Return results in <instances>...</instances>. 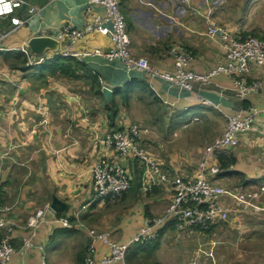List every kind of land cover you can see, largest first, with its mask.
I'll return each instance as SVG.
<instances>
[{
  "label": "crops",
  "instance_id": "0c3cea01",
  "mask_svg": "<svg viewBox=\"0 0 264 264\" xmlns=\"http://www.w3.org/2000/svg\"><path fill=\"white\" fill-rule=\"evenodd\" d=\"M232 1L123 0V12L130 27L131 53L146 57L160 70H173L170 46L180 42L194 52L190 68L197 73L209 72L224 60L225 53L222 44L207 34L208 9H212V19L217 23L232 33L243 34L254 31L248 29V23L230 21L224 11L231 14L244 5L249 16L250 9H259L264 3V0H238L235 5ZM28 7H33L34 11L28 13V8H22L19 13L23 17L28 13V22L13 31H8L9 20L0 19V206H12L11 215L16 221L15 231L10 235L16 250L9 264H84L88 246L93 243L89 229L111 232L115 237L111 235L112 240L126 242L138 232L145 216L166 213L173 195L172 183L148 187L142 179L143 171L137 172L133 165L136 161L129 160L134 179L130 190L117 200L95 199L90 169L102 154L115 156L102 139L129 123L121 118L123 113L117 100L122 95H114L115 91L112 95L111 101L114 99L119 105L112 125L107 98L101 95L102 99H96L99 106H93L88 98L96 96L88 84L78 87L76 81L62 82L64 75L60 73L42 76L36 67L24 71L12 65L9 59L20 52L25 55L21 48L31 38L53 39V47H48L44 53L56 55L68 44L57 39L62 26L68 23L83 26L89 20L86 0H30ZM109 44L108 36L95 34L77 42L75 48L92 49ZM85 62L101 76L103 85L113 90L132 78L145 79L161 103L182 115L192 113L195 121H210V114L205 113L204 108L217 110L228 120L229 114L253 105L259 110L258 122L264 123V66H255L250 74V78L262 81L261 91L242 100L233 89L232 78L226 74L214 76L206 84L194 82L193 91L189 92L138 71H127L119 60L90 56ZM14 89L20 96L16 97ZM44 117L47 119L43 123ZM185 124L184 121L182 127ZM259 137L255 132L242 134L238 146L222 151L234 157L235 163L226 173L218 174L217 183L231 189L261 186L264 150ZM200 145L189 146L182 158L172 155L174 152L171 154L169 149L157 150L169 178L195 171L204 150ZM54 198L63 202L66 209L55 211L51 206ZM108 202L123 205L120 209L102 212ZM260 202L264 205V194ZM227 203L232 210L231 218L250 211L234 199L227 198ZM48 206L53 209L49 217L69 216L80 223L75 228L43 223L34 238L35 246L24 248L23 240L30 235L29 218ZM76 211H80L79 219L75 217ZM221 224L224 223L212 230ZM180 227L167 220L162 239L165 240L171 230H181ZM194 229L197 231L193 233H202ZM4 236L5 230H0V240ZM163 244L161 240L159 248ZM95 246L98 257L108 252V246L101 240L95 241Z\"/></svg>",
  "mask_w": 264,
  "mask_h": 264
},
{
  "label": "built area",
  "instance_id": "2783aa9c",
  "mask_svg": "<svg viewBox=\"0 0 264 264\" xmlns=\"http://www.w3.org/2000/svg\"><path fill=\"white\" fill-rule=\"evenodd\" d=\"M122 1L86 0V14L89 20L83 26L70 23L62 26L58 31L57 39L65 40L68 44L56 55L73 56L83 62L90 56L119 60L127 71H138L144 76L168 82L189 92L193 91L194 82L206 84L219 74H226L232 78L233 89L242 100L261 91L263 87L261 81L250 78V74L255 66H264V38L232 33L227 27L212 19L213 11L209 8L207 34L215 42L222 44L224 60L207 73H197L190 68L194 60L193 50L180 42H174L170 46L174 69L160 70L152 66L146 57L134 56L131 53L130 27L125 13L121 10ZM23 5L24 0H0V19L9 20L8 31H13L28 22V13L33 12L34 8L27 7L28 13L23 17L19 14ZM95 34L108 36L109 46L80 50L75 48L77 42ZM21 50L27 57L28 65L31 66L42 64L56 56L34 53L28 42L23 44ZM100 80L102 82L101 77ZM258 114V108L253 105L229 114L223 135L204 151L198 164L200 170L174 178H169L168 172L143 145L141 132L137 126L128 124L108 133L102 139V143L112 150L115 156L102 154L90 170L95 199L121 198L130 189L131 173L127 163L129 160L138 162L142 167V179L145 185L150 187L171 182L173 195L166 213L162 216H145L138 232L126 242L112 240L108 232L89 229L93 243L88 246L84 264H128L126 254L130 246L153 242L160 238L167 220L201 231L226 223L232 211L227 198L234 199L245 208L264 211V205L260 202L264 194V180L259 188L229 189L209 177L218 175L222 171L217 153L238 146L240 143L238 132L255 128L254 123L258 119ZM259 136L264 150V126H261ZM210 160L216 162L210 163ZM12 211V206H0V230H5V236L0 240V264H9L16 250L10 236L16 227V221L11 215ZM48 213H53L50 206L37 210L29 218L30 235L23 240L24 248L35 246L34 238L43 223H53L61 228H75L80 223L74 222L69 216L49 217ZM79 215L80 211H76V219H79ZM98 240L108 246V252L101 257L97 256L95 246V241ZM40 248L43 249L42 246Z\"/></svg>",
  "mask_w": 264,
  "mask_h": 264
},
{
  "label": "rangeland",
  "instance_id": "374dc122",
  "mask_svg": "<svg viewBox=\"0 0 264 264\" xmlns=\"http://www.w3.org/2000/svg\"><path fill=\"white\" fill-rule=\"evenodd\" d=\"M222 1L223 0H217V3ZM232 2L237 5L238 0ZM121 10H123V1ZM236 11L237 12L231 14L226 10L224 12L228 15L227 18L230 21L235 23L237 21L242 24L248 23V29L252 28L250 31L253 30L257 34H252V36L259 38L264 37V3L261 4L259 9H250L249 16L247 14L248 12L244 9V5H241L239 9L237 7ZM217 12L219 13L220 11ZM9 61L14 63V65L21 66L24 64V56L20 57V55H14ZM25 65H28V61H26ZM60 80L62 82L76 81L79 85L78 87H84V84H87L85 79L71 78L67 76H64V78ZM89 88L96 98L89 97L88 100L93 101V106H99L96 99L98 101L102 99L101 95L95 94L91 87ZM15 93L16 97L20 96L18 91L14 89V94ZM77 93L80 92L77 91ZM114 95H116V93ZM129 97L127 103H125L122 96L117 100L120 102L119 104H121L120 107L123 113L121 114V118L139 128L143 145L160 164L162 163L161 158L163 159V157L159 156V153L157 152V150H161L160 148L163 149L162 151L169 149L171 154L174 152L172 155L182 158L184 152L188 150L189 146L198 143L201 144V147H204V150L201 152V160L206 148L223 135L228 124L226 118L212 108H204L205 113L210 114V121H195L192 118V113H185L183 115L179 114L177 111L167 108L166 104L161 103L162 101L160 100V102L157 97L154 96L149 85L136 87L130 92ZM46 119L47 118L45 117L43 118V123ZM184 121L186 124L182 127ZM254 125L255 128L253 129L239 131V138L242 134H247L249 132H255L259 135L260 128L261 126H264V123H260L257 120ZM196 146L197 145L194 147ZM166 156L167 155H165V157ZM59 162L63 163L62 160H59ZM214 162L216 161L210 160V163ZM133 165L137 172L141 173V171H143L138 162L133 163ZM128 167L131 173L132 187L134 181L133 173L129 164ZM194 169V172H198L200 167L196 165ZM181 174L190 173L185 172ZM209 177L212 180L216 179V181L219 179L218 175ZM117 199L115 198L111 200ZM121 205L123 204L119 202H108L105 206V210L102 212L108 213L109 211H112L113 208V210L120 209ZM245 209L250 211L233 215L232 218L230 217V222L228 221L227 223L221 224L219 225V228L212 231L207 232L198 230L202 233H193L197 230L194 228H185L184 226H181V230L178 231L171 230L169 234L165 235V240L164 238L162 239L164 244L159 248L160 251L158 249L156 252L152 253H137L131 262L128 260L126 261H128V264H264V211H256L252 208ZM111 235L112 233L110 232V236ZM111 237L113 239L115 238L114 235ZM116 239H118L117 241H120L119 238ZM135 246L136 245L130 246L127 257L135 252ZM185 248L186 250H184Z\"/></svg>",
  "mask_w": 264,
  "mask_h": 264
},
{
  "label": "trees",
  "instance_id": "16d2710c",
  "mask_svg": "<svg viewBox=\"0 0 264 264\" xmlns=\"http://www.w3.org/2000/svg\"><path fill=\"white\" fill-rule=\"evenodd\" d=\"M248 34H256L255 32H251ZM247 33L241 34L242 36L248 35ZM257 35V34H256ZM259 36V35H258ZM264 38V37H262ZM18 55L24 56V64L19 66L21 70H27L30 68H38L40 70V74L42 76L48 74H56L60 73L64 76L71 77V78H77V79H85L87 84L90 85L91 89L94 91L97 95H103L102 88L103 84L100 80V75L95 72L92 68H90L85 62L77 60L73 56H60L56 55L54 58H51L47 60L46 62L42 64H37L35 66H29L25 65L27 61V57L23 55L21 52L18 53ZM14 65V63L12 64ZM18 66V65H15ZM148 82L145 79L142 78H132L131 80L125 82L123 86L117 87L115 89L116 94H121L124 98L125 103L129 100L130 92H132L136 87L138 86H148ZM107 109L109 110V117L111 118V124H115V118L118 115V105L114 99L111 101V103H107ZM119 128V127H118ZM217 158L219 161V164L221 166V173H219V176L222 175V173H226L228 169L235 163L234 157L231 155H226L225 153H222V151L217 153ZM139 178V177H138ZM212 228L206 230L211 231ZM164 234V230L161 231V237L153 242H147L144 244H136L135 252L131 253L128 257L126 254V260L131 262V260L134 259V256L137 253L141 252H155L159 248L161 244V240ZM127 261V263H128Z\"/></svg>",
  "mask_w": 264,
  "mask_h": 264
},
{
  "label": "water",
  "instance_id": "95a60500",
  "mask_svg": "<svg viewBox=\"0 0 264 264\" xmlns=\"http://www.w3.org/2000/svg\"><path fill=\"white\" fill-rule=\"evenodd\" d=\"M29 4H30V0H24L23 8H27ZM53 42H54L53 39H51L50 37L35 36L31 38V40L29 41V46L34 53L41 55L45 52V50L48 47H53ZM114 91L115 90L107 86H104L102 88V92L107 98L109 103H111V99H112V95L114 94ZM51 206L57 212H60L66 209V205L57 198H54Z\"/></svg>",
  "mask_w": 264,
  "mask_h": 264
}]
</instances>
